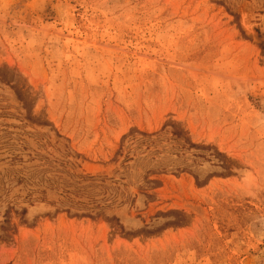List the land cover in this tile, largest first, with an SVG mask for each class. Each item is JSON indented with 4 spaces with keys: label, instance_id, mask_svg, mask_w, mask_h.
<instances>
[{
    "label": "rangeland",
    "instance_id": "1",
    "mask_svg": "<svg viewBox=\"0 0 264 264\" xmlns=\"http://www.w3.org/2000/svg\"><path fill=\"white\" fill-rule=\"evenodd\" d=\"M262 46L264 0H0V264H264Z\"/></svg>",
    "mask_w": 264,
    "mask_h": 264
},
{
    "label": "bare ground",
    "instance_id": "2",
    "mask_svg": "<svg viewBox=\"0 0 264 264\" xmlns=\"http://www.w3.org/2000/svg\"><path fill=\"white\" fill-rule=\"evenodd\" d=\"M58 14H60L61 25H63L64 29H70L74 21L69 7L64 4L60 5L58 7Z\"/></svg>",
    "mask_w": 264,
    "mask_h": 264
},
{
    "label": "trees",
    "instance_id": "3",
    "mask_svg": "<svg viewBox=\"0 0 264 264\" xmlns=\"http://www.w3.org/2000/svg\"><path fill=\"white\" fill-rule=\"evenodd\" d=\"M262 50H264V46L261 47ZM174 135H177V134H174ZM64 193V197L67 199V201L70 203L71 206H83V204H81L80 202H75L70 196L73 195L74 198L78 197V193L75 192V193H72V192H69V191H63ZM66 213H69V211H65ZM23 213H25L23 211ZM98 215V214H96ZM74 217H77V216H80V217H90L91 216V213H87V214H81V215H78V214H73Z\"/></svg>",
    "mask_w": 264,
    "mask_h": 264
}]
</instances>
